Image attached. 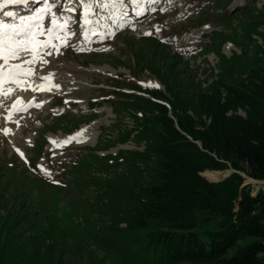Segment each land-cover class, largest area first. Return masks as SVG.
<instances>
[{
    "label": "rangeland",
    "instance_id": "374dc122",
    "mask_svg": "<svg viewBox=\"0 0 264 264\" xmlns=\"http://www.w3.org/2000/svg\"><path fill=\"white\" fill-rule=\"evenodd\" d=\"M61 6L69 7L66 0H57L52 11L59 14ZM45 7L46 0L34 1L29 7L31 17ZM74 7L75 12L63 13L65 18L72 17L69 25L76 32L68 41L71 46L56 42L59 54L45 56L47 63L35 65L45 81L31 77L21 83L22 90L18 91L22 96L17 100L25 103L21 112H14L15 116L3 118L12 99L2 102H7L4 108L0 105V167L10 166L17 175L46 184L35 187L36 183L31 182L22 186L24 193L7 177H0V264H158L150 251L140 250L145 245V232L153 231V225L128 228L129 199L121 194L96 193L107 176L84 185L59 175L60 162L69 163L84 153L80 148L83 146L104 145L103 151L95 152L97 155L142 150L143 143L131 138L136 132L123 143L117 140L121 132L134 130L130 128L137 120L130 115L139 117L140 113L129 108L122 111L103 100V95L114 89L111 80L119 81L121 91L126 93L135 94L137 90L130 92L121 79L141 89L147 86L164 91V97H169L150 71L160 74L163 78L158 79L164 81L170 63L165 56L177 61L173 69L183 67L179 74L171 72L176 78L172 84L171 76L167 78L171 89L186 85L183 82L187 80L204 91L217 76L225 84L238 86L248 69L261 68L264 0H98V16L90 17L94 23L87 27L82 26L81 7ZM43 24L49 25L47 15ZM93 29L98 35H93ZM154 40L159 45L154 46ZM149 82L153 86H148ZM40 84L50 87V93H40ZM219 93L222 96L221 90ZM175 94L181 99L186 97H180L184 95L181 92ZM234 114L244 116L240 109ZM167 115L170 116L169 109ZM200 120L203 125L208 123L203 117ZM83 127L90 135L85 141L79 145L73 141L60 144ZM72 128L75 131L71 132ZM231 171L199 174L205 181L207 172L217 174L215 180L219 181ZM108 175L109 179L113 176ZM246 178L242 184L250 185V195L264 190L263 181L256 183ZM152 222L157 225L156 220Z\"/></svg>",
    "mask_w": 264,
    "mask_h": 264
},
{
    "label": "trees",
    "instance_id": "16d2710c",
    "mask_svg": "<svg viewBox=\"0 0 264 264\" xmlns=\"http://www.w3.org/2000/svg\"><path fill=\"white\" fill-rule=\"evenodd\" d=\"M261 20L264 22V16ZM247 39L250 41L249 36ZM154 44L159 45L156 40ZM215 46L218 49L219 44ZM165 57L170 63L164 81L150 71L169 97H164V91L147 86L141 89L122 79L120 83L139 94L123 93L119 81L111 80L114 89L103 95L111 107L140 113L139 117L130 115L137 120L130 128L135 131L125 130L117 140L123 143L136 132L131 138L143 143L142 150L97 155L104 145L83 146L84 153L69 163L60 162L58 174L84 185L107 176L96 193L121 194L129 199L128 228L153 225V231L145 232V245L140 250L150 251L158 264H264V190L250 195V185L240 187L243 178L237 173L217 182H207L198 175L230 169L264 182V62L261 68L248 69L238 81L239 87L225 84L217 76L201 91L197 83L187 80L182 81L186 85L168 87L169 75L171 84L176 79L171 72L179 74L183 67L173 69L177 61ZM176 92L186 97L178 98ZM236 109L244 116L234 114ZM201 117L208 120L206 125ZM108 174H113L111 179ZM21 175L10 166L0 167V177H7L21 190L31 182L35 187L46 185Z\"/></svg>",
    "mask_w": 264,
    "mask_h": 264
},
{
    "label": "snow or ice",
    "instance_id": "6c2138e0",
    "mask_svg": "<svg viewBox=\"0 0 264 264\" xmlns=\"http://www.w3.org/2000/svg\"><path fill=\"white\" fill-rule=\"evenodd\" d=\"M20 2L26 4L28 0H20ZM66 2L69 7L64 8L61 6L59 14L52 11L56 7L57 0H52L51 3L46 0L45 9L35 17L20 16L19 23L13 24H5L0 21V84L7 83L19 86L22 78L33 75L45 79L40 75V70L34 66L38 63H47L43 59L45 56H51L54 53L59 54L56 42H60L62 46H71L68 41L76 35V32L69 25L72 17L65 18L63 13L75 12L74 5L81 7L80 15L84 24L91 26L94 23L90 17L98 16L96 10L98 0H66ZM152 2L155 3L156 0H152ZM3 14L14 21L16 20V16L11 12H3ZM46 15L49 17L48 26L43 24ZM81 33L83 34V28ZM93 35H98L94 29ZM40 37L46 39L41 40ZM148 86L153 85L149 82ZM155 86L158 87V85ZM8 92H10V89L5 92V95ZM5 134L7 135V130H5ZM71 140L72 137H69L61 141L60 144H67ZM76 142L82 141L77 140ZM60 144L57 146H60Z\"/></svg>",
    "mask_w": 264,
    "mask_h": 264
},
{
    "label": "bare ground",
    "instance_id": "6f19581e",
    "mask_svg": "<svg viewBox=\"0 0 264 264\" xmlns=\"http://www.w3.org/2000/svg\"><path fill=\"white\" fill-rule=\"evenodd\" d=\"M1 1H4V3H6V1L7 0H0V4H2V2ZM32 2V0H28V3H26V4H29V3H31ZM17 3H18V5L20 6H24L25 4H23V3H21L20 2V0H18L17 1ZM19 6H17L15 9H17ZM12 8V7H11ZM11 8H8V7H3V8H0V9H2V11H0V21L1 20H7V16H5L4 14H3V12H11V13H13L14 15H15V13L16 12H13V9H11ZM137 13V12H136ZM9 18V17H8ZM19 20V19H18ZM15 22V21H14ZM83 23H84V21H83ZM84 27V26H83ZM35 68H36V66H34ZM31 77H33V78H35V79H37V77L38 76H36V75H33V76H31ZM31 77H28V78H31ZM39 78V77H38ZM46 79V78H45ZM45 79H42V80H44L45 81ZM24 80H27L26 78H23V80L22 81H24ZM24 84H25V86H26V90L29 88H27V81H25L24 82ZM18 86H16L15 84H13V85H11L10 86V92H8V94L7 95H5V96H11V93H12V91L14 90V88H17ZM20 89L22 90V88L20 87ZM34 89V88H33ZM32 89V90H33ZM26 90H24L23 91V93H25L26 92ZM50 91H51V88L50 87H48V86H46L45 84H40V93H46V94H49L50 93ZM30 96H32V94L30 95ZM29 96V97H30ZM13 100H15V103H14V105L12 106V103H10L8 106H7V110L6 111H8V110H11L12 111V113H14V111H19V112H21V107H23V105H24V100H17V98L16 99H12L11 101H13ZM5 106H2V108H4ZM6 111H5V113H6ZM11 117V116H10ZM81 129V130H80ZM78 131H77V133H72L71 134V136L69 135L68 137L66 136V139L67 138H69V137H72V140L71 141H77V140H82V142L83 141H85L86 140V138H87V136H90V135H88L87 134V132L88 131H86V127H83V128H80ZM65 139V140H66ZM89 139V138H88ZM64 141V140H63ZM87 142V141H86ZM206 175H207V177L209 178H207L205 175V178L206 179H208V180H215L216 179V177L218 176L217 174H213V173H209V172H207L206 173Z\"/></svg>",
    "mask_w": 264,
    "mask_h": 264
},
{
    "label": "water",
    "instance_id": "95a60500",
    "mask_svg": "<svg viewBox=\"0 0 264 264\" xmlns=\"http://www.w3.org/2000/svg\"><path fill=\"white\" fill-rule=\"evenodd\" d=\"M194 144H197L198 146H199V144L197 143V142H193ZM229 173H237L236 171H234V170H232L231 172H229ZM229 173H227V174H225V175H222L221 177H220V179L221 178H224V177H226ZM241 178H246L243 174H240V173H237ZM199 176H201V177H203L202 175H200L199 174ZM204 178V177H203ZM247 179V178H246ZM248 180H250V179H248ZM206 181H208V182H216V181H218V180H207L206 179ZM250 181H252V182H256V183H259V181H253V180H250ZM245 184H242L240 187H242V186H244Z\"/></svg>",
    "mask_w": 264,
    "mask_h": 264
}]
</instances>
